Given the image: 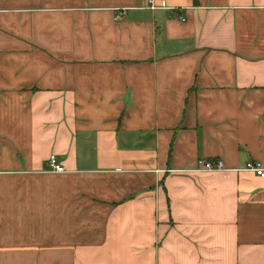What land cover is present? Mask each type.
I'll return each mask as SVG.
<instances>
[{
  "label": "crops",
  "instance_id": "obj_1",
  "mask_svg": "<svg viewBox=\"0 0 264 264\" xmlns=\"http://www.w3.org/2000/svg\"><path fill=\"white\" fill-rule=\"evenodd\" d=\"M248 163L264 0H0V264H264Z\"/></svg>",
  "mask_w": 264,
  "mask_h": 264
},
{
  "label": "built area",
  "instance_id": "obj_2",
  "mask_svg": "<svg viewBox=\"0 0 264 264\" xmlns=\"http://www.w3.org/2000/svg\"><path fill=\"white\" fill-rule=\"evenodd\" d=\"M48 165L51 168L52 171L54 172H63L64 168L61 166L57 161L54 155H49L48 157ZM223 168V163L222 161H210V160H204V159H199L197 161V169L202 170V171H211L214 169H222ZM247 170H251L254 173H256L259 176L264 175V168H262L259 164H252L248 163L246 165Z\"/></svg>",
  "mask_w": 264,
  "mask_h": 264
},
{
  "label": "bare ground",
  "instance_id": "obj_3",
  "mask_svg": "<svg viewBox=\"0 0 264 264\" xmlns=\"http://www.w3.org/2000/svg\"><path fill=\"white\" fill-rule=\"evenodd\" d=\"M54 155V154H53ZM206 160V159H205ZM208 160H210V159H208Z\"/></svg>",
  "mask_w": 264,
  "mask_h": 264
}]
</instances>
